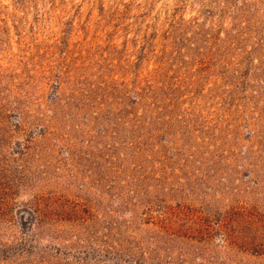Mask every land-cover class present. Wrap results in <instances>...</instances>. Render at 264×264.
<instances>
[{"label": "rangeland", "instance_id": "rangeland-1", "mask_svg": "<svg viewBox=\"0 0 264 264\" xmlns=\"http://www.w3.org/2000/svg\"><path fill=\"white\" fill-rule=\"evenodd\" d=\"M0 264H264V0H0Z\"/></svg>", "mask_w": 264, "mask_h": 264}]
</instances>
